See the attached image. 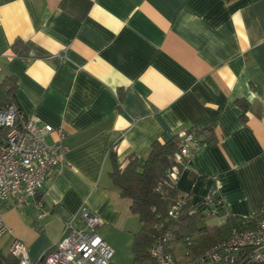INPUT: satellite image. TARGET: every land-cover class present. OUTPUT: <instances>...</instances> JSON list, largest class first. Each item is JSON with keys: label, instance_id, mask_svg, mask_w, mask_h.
I'll list each match as a JSON object with an SVG mask.
<instances>
[{"label": "crops", "instance_id": "0c3cea01", "mask_svg": "<svg viewBox=\"0 0 264 264\" xmlns=\"http://www.w3.org/2000/svg\"><path fill=\"white\" fill-rule=\"evenodd\" d=\"M5 75L22 115L67 151L33 196L2 203L4 253L18 239L36 260L82 204L114 254L132 243L140 222L109 177L110 146L143 162L191 128L214 141L186 158L177 189L200 207L216 191L220 217L264 213V0H0Z\"/></svg>", "mask_w": 264, "mask_h": 264}, {"label": "built area", "instance_id": "2783aa9c", "mask_svg": "<svg viewBox=\"0 0 264 264\" xmlns=\"http://www.w3.org/2000/svg\"><path fill=\"white\" fill-rule=\"evenodd\" d=\"M51 130V125L40 124L34 116L18 115L15 105L0 108V237L10 231L2 216V203L10 197L33 196L64 161L67 146L62 139L46 141L45 136ZM180 135L181 145L175 155L179 163L197 147L191 134ZM166 173L170 185H175L180 173L177 166L170 167ZM215 192L211 191L209 196L216 197ZM187 194L184 192L171 205L169 215L179 214ZM36 207L38 218L44 217L42 202H37ZM201 207L198 205L197 209ZM74 218L80 221L79 225L74 223ZM101 224V218L82 204L75 217L65 222L61 237L41 250L36 260L29 258L25 245L18 239L10 243L8 251L17 259V264H109L114 249L98 233ZM187 239L186 245H189L192 241ZM149 252L156 264H264V217L242 221L229 235L190 258L173 256L160 239Z\"/></svg>", "mask_w": 264, "mask_h": 264}, {"label": "trees", "instance_id": "16d2710c", "mask_svg": "<svg viewBox=\"0 0 264 264\" xmlns=\"http://www.w3.org/2000/svg\"><path fill=\"white\" fill-rule=\"evenodd\" d=\"M18 43L16 40L13 47ZM16 86L13 75L0 77V108L15 105L20 115L22 113L15 98ZM238 103L243 109L247 108L246 103ZM184 132L193 136L197 146L214 141L213 132L208 128H191ZM181 139L182 135L177 134L165 142L153 141L143 162L130 156L124 163H120L112 145L109 148L111 182L122 197L130 200V210L140 222V228L133 234L131 243L133 264H156L149 250L157 239L162 241L165 250L173 256L177 257L178 248L184 250V259L190 258L229 235L242 221L264 217V213L252 217L227 215L219 224H208L205 220L209 212L220 204L221 198L208 196L204 206L197 209V206L191 203L189 192L179 214L169 215L171 205L183 197V192H180L176 185H170L166 173L167 169L174 165L180 172L186 164V158L181 163L175 159ZM187 238L192 241L189 245H186ZM178 244L181 245L180 248L176 247ZM0 264H17V259L9 251L4 253L0 249Z\"/></svg>", "mask_w": 264, "mask_h": 264}, {"label": "rangeland", "instance_id": "374dc122", "mask_svg": "<svg viewBox=\"0 0 264 264\" xmlns=\"http://www.w3.org/2000/svg\"><path fill=\"white\" fill-rule=\"evenodd\" d=\"M223 218H224L223 216L220 217L216 214H211L207 216L205 222L208 224L219 223L223 220ZM176 246L179 248L181 247L180 244ZM176 256L179 258L182 257L180 256L179 250H177ZM109 264H133V254L131 251V240H126V241L122 240L120 242Z\"/></svg>", "mask_w": 264, "mask_h": 264}, {"label": "water", "instance_id": "95a60500", "mask_svg": "<svg viewBox=\"0 0 264 264\" xmlns=\"http://www.w3.org/2000/svg\"><path fill=\"white\" fill-rule=\"evenodd\" d=\"M212 264H226V263H212Z\"/></svg>", "mask_w": 264, "mask_h": 264}]
</instances>
